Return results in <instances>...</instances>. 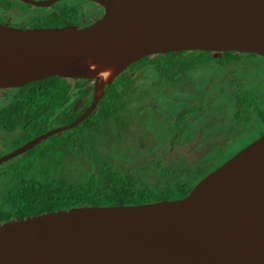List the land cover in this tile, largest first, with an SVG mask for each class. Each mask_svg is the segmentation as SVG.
Masks as SVG:
<instances>
[{"label": "water", "instance_id": "water-1", "mask_svg": "<svg viewBox=\"0 0 264 264\" xmlns=\"http://www.w3.org/2000/svg\"><path fill=\"white\" fill-rule=\"evenodd\" d=\"M87 1L101 14L82 27L0 24V90L52 76L93 80L92 100L79 116L0 163L83 121L103 88L144 56L197 50L264 58V0ZM0 264H264V132L182 198L0 222Z\"/></svg>", "mask_w": 264, "mask_h": 264}, {"label": "trees", "instance_id": "trees-1", "mask_svg": "<svg viewBox=\"0 0 264 264\" xmlns=\"http://www.w3.org/2000/svg\"><path fill=\"white\" fill-rule=\"evenodd\" d=\"M79 8L38 9L33 21L70 24ZM92 97L93 80L58 76L0 90L1 147L69 124ZM263 132V57L197 50L144 56L103 88L83 121L0 164V222L182 198Z\"/></svg>", "mask_w": 264, "mask_h": 264}, {"label": "flooded vegetation", "instance_id": "flooded-vegetation-1", "mask_svg": "<svg viewBox=\"0 0 264 264\" xmlns=\"http://www.w3.org/2000/svg\"><path fill=\"white\" fill-rule=\"evenodd\" d=\"M33 1H44V0H33ZM62 3H66L70 6L80 7L81 9L86 10L87 13L82 12L80 14L81 16L79 18H77L76 21H74L70 24H64L61 26L72 25V26L82 27V26L88 24L89 22H91L92 20H94L95 18H97L101 14V8L98 5L94 4L93 2H90L87 0H59V1H56L55 3H51L50 5H46V6H36V5H32L30 3H25L21 0H0V24H6L9 26H14V27H18V28L43 27V26L35 25V22L33 21V18L35 19L36 16H40L39 13L36 12V10L42 9L43 11H45V14H46L47 11L56 10L57 6L61 5ZM61 26H57V27H61ZM45 27H56V26H45ZM163 103H164V101H163ZM170 106L171 107H168V112H172V110L174 111L175 106L174 105H170ZM59 126H62V125H59ZM59 126H56V127H59ZM56 127H52L48 131H50ZM48 131H46L45 133H47ZM45 133H42V134H45ZM42 134H40V135H42ZM37 136H39V135H37ZM37 136H35V137H37ZM49 136H47V137H49ZM35 137H33V138H35ZM33 138H31V139H33ZM29 140L30 139H28L27 141H29ZM42 140H44V139H42ZM25 143H23L21 145H24ZM21 145H18L14 148H8V147L2 148L0 145V157L11 152V151H13V150H15V149H17ZM29 149H31V148H29ZM29 149H27V150H29ZM27 150H25L24 152H26ZM24 152L19 153V154L15 155L9 159L16 158V157L20 156L21 154H23ZM9 159H7L6 161H3L1 163H5Z\"/></svg>", "mask_w": 264, "mask_h": 264}, {"label": "rangeland", "instance_id": "rangeland-1", "mask_svg": "<svg viewBox=\"0 0 264 264\" xmlns=\"http://www.w3.org/2000/svg\"><path fill=\"white\" fill-rule=\"evenodd\" d=\"M16 5V4H15ZM82 12H85V13H87V11L86 10H83V9H81V8H79V14H81ZM241 140H239L238 142H237V144L240 142ZM251 142V141H250ZM247 145V144H246ZM245 145V146H246ZM240 150V149H239ZM238 151V150H237ZM233 155V154H232Z\"/></svg>", "mask_w": 264, "mask_h": 264}]
</instances>
